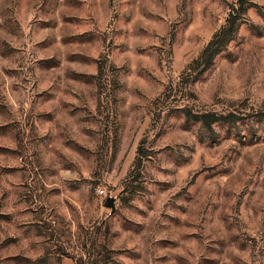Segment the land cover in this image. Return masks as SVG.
<instances>
[{"label": "rangeland", "instance_id": "obj_1", "mask_svg": "<svg viewBox=\"0 0 264 264\" xmlns=\"http://www.w3.org/2000/svg\"><path fill=\"white\" fill-rule=\"evenodd\" d=\"M0 264H264V0H0Z\"/></svg>", "mask_w": 264, "mask_h": 264}, {"label": "trees", "instance_id": "obj_2", "mask_svg": "<svg viewBox=\"0 0 264 264\" xmlns=\"http://www.w3.org/2000/svg\"><path fill=\"white\" fill-rule=\"evenodd\" d=\"M235 7H236V5L234 6V8H233V10H232L231 16H232V15H234V13H236V12H237V10H239V9H237V10H236V8H235ZM228 22H229V24H230V23H231V24L233 23V22H231V21H230V18L228 19ZM220 36H222V34H221V33H219V34H218V35L215 37V39H217V40H218V38H219Z\"/></svg>", "mask_w": 264, "mask_h": 264}, {"label": "built area", "instance_id": "obj_3", "mask_svg": "<svg viewBox=\"0 0 264 264\" xmlns=\"http://www.w3.org/2000/svg\"><path fill=\"white\" fill-rule=\"evenodd\" d=\"M103 193H104V191L101 190V194H103Z\"/></svg>", "mask_w": 264, "mask_h": 264}]
</instances>
